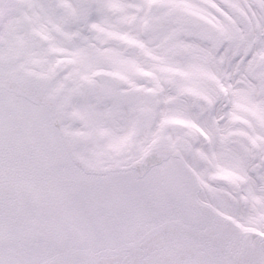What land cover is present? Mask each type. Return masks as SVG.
I'll list each match as a JSON object with an SVG mask.
<instances>
[{
	"label": "snow or ice",
	"instance_id": "6c2138e0",
	"mask_svg": "<svg viewBox=\"0 0 264 264\" xmlns=\"http://www.w3.org/2000/svg\"><path fill=\"white\" fill-rule=\"evenodd\" d=\"M0 264H264V0H0Z\"/></svg>",
	"mask_w": 264,
	"mask_h": 264
}]
</instances>
